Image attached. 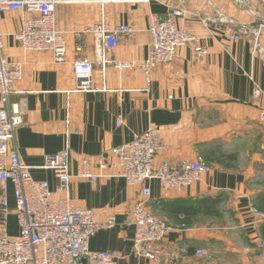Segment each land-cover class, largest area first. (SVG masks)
Wrapping results in <instances>:
<instances>
[{
	"label": "crops",
	"instance_id": "1",
	"mask_svg": "<svg viewBox=\"0 0 264 264\" xmlns=\"http://www.w3.org/2000/svg\"><path fill=\"white\" fill-rule=\"evenodd\" d=\"M183 1L180 9L186 15L177 25L200 40L203 58L196 59L192 51L181 49L172 62L158 64L149 86L137 70L110 67L102 75L96 69L93 83L105 92L94 94L72 92L71 67L77 59L72 34L101 19L111 26L130 25L138 35L131 44L110 50V55L117 61L141 62L149 51L151 17L178 6L176 0H116L104 9L96 4L59 6L56 28L67 41V58L61 65L45 51L23 53L11 36L20 30L21 15L0 14L2 54L10 62H18L21 70L10 97L24 119L15 133L20 160L40 168L47 154L61 152L67 143L72 174L82 158L95 170L99 157L116 162L114 148L153 128L164 143L155 166L164 160L193 164L200 158L211 167L209 174L188 187L164 190L158 181L147 183L151 210L172 229L164 239L166 245L208 253L180 264H264V129L258 120L264 98L254 104L251 97L253 83L264 93V69L251 54L249 38L233 41L226 34L229 21L255 24L257 0ZM261 4L257 10L264 17V0ZM256 22L264 24V19ZM96 40V36L85 38L89 60ZM261 40L264 44V35ZM31 177L56 186L49 172L34 169ZM70 183V198L76 206L91 210L101 224L113 225L90 238L92 252L118 251L115 264H153L132 255L130 211L141 199L140 187L116 176L94 183L72 179ZM6 184L7 202L2 206L0 191V210L4 207L6 233L13 240L20 233L13 187ZM220 195L225 199L218 208L220 217L199 215L191 226L182 227L159 211L167 202H195Z\"/></svg>",
	"mask_w": 264,
	"mask_h": 264
},
{
	"label": "built area",
	"instance_id": "2",
	"mask_svg": "<svg viewBox=\"0 0 264 264\" xmlns=\"http://www.w3.org/2000/svg\"><path fill=\"white\" fill-rule=\"evenodd\" d=\"M116 0H0V14L17 12L20 16V30L12 34L19 49L47 52L55 64L61 65L67 58V41L63 33L57 30L55 13L61 5L96 4L104 9ZM186 13L173 8L164 14L152 16L147 29L150 36L148 55L141 62L117 61L110 50L124 47L133 42L139 31L130 25H108L104 19L76 30L73 36V48L77 59L72 64L74 93L94 94L105 92L93 83V74L99 69L102 75L110 67L121 70H137L144 76L149 86L152 71L158 64H168L178 52L187 48L196 59L205 55L200 40L193 34L178 27L177 20L185 18ZM264 19V18H263ZM227 38L239 41L249 38L251 54L264 69V24L253 27L251 24L229 21ZM3 33L0 30V191L2 206L6 205V183L13 187L14 217L19 236L10 239L6 233L5 210H0V264H115L120 253L114 251L92 252L88 242L98 230L112 229V224L98 222L93 212L78 207L70 198V181L85 180L94 183L99 178H123L128 184L140 187L141 199L132 207L131 224L134 230L132 255L137 259L153 264H180L187 258H204L205 249L191 253L187 248L172 249L164 239L172 230L150 206L151 180L158 181L164 190L188 187L199 182L202 175L209 174L211 167L202 159L193 164H170L166 160L155 166L154 160L164 143L153 128L125 144L112 150L113 162L99 157L95 170L87 158L76 165L75 174L70 171L69 145L57 154H47L40 168L28 167L20 160L16 142V130L24 124L19 105L10 103L13 84L21 77L20 64L10 62L4 54ZM86 36H96L94 55L89 60L85 52ZM147 90V88H145ZM252 102L259 103L264 98L261 87L253 83ZM169 100H173L171 96ZM258 120L264 129V108L258 109ZM49 172L56 186L46 181H35L31 171ZM114 171L115 174H114Z\"/></svg>",
	"mask_w": 264,
	"mask_h": 264
},
{
	"label": "trees",
	"instance_id": "3",
	"mask_svg": "<svg viewBox=\"0 0 264 264\" xmlns=\"http://www.w3.org/2000/svg\"><path fill=\"white\" fill-rule=\"evenodd\" d=\"M225 201L223 196L205 197L195 202H167L159 208L160 212L166 213L178 225L182 227L191 226L195 219L202 215L204 217H220L219 206Z\"/></svg>",
	"mask_w": 264,
	"mask_h": 264
},
{
	"label": "rangeland",
	"instance_id": "4",
	"mask_svg": "<svg viewBox=\"0 0 264 264\" xmlns=\"http://www.w3.org/2000/svg\"><path fill=\"white\" fill-rule=\"evenodd\" d=\"M260 2V5H262L261 3L263 2V0H257V2H256V6H257V8H258V10H259V8H261V6L259 5V2ZM262 1V2H261ZM183 3L184 1L183 0H176V3L178 4V6H176V7H173V8H178V9H180V4L181 3ZM255 5V4H254ZM257 8H255L254 10H253V19H255V24H253V27H257V26H262V25H257L256 23V21L257 20H259L260 18H264L263 17V15H261V14H263V13H261V12H263L262 10H260V11H258L257 10ZM262 22V21H261ZM162 219V218H161Z\"/></svg>",
	"mask_w": 264,
	"mask_h": 264
},
{
	"label": "water",
	"instance_id": "5",
	"mask_svg": "<svg viewBox=\"0 0 264 264\" xmlns=\"http://www.w3.org/2000/svg\"><path fill=\"white\" fill-rule=\"evenodd\" d=\"M82 263H83V264H85V262H84V261H82Z\"/></svg>",
	"mask_w": 264,
	"mask_h": 264
}]
</instances>
